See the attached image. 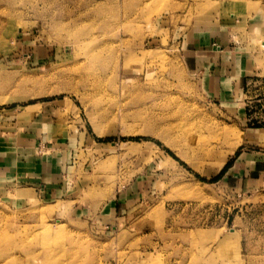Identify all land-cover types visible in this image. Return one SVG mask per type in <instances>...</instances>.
Returning <instances> with one entry per match:
<instances>
[{"label": "rangeland", "instance_id": "374dc122", "mask_svg": "<svg viewBox=\"0 0 264 264\" xmlns=\"http://www.w3.org/2000/svg\"><path fill=\"white\" fill-rule=\"evenodd\" d=\"M213 32L252 68L230 104ZM7 131L65 167L0 176V264H264V0H0Z\"/></svg>", "mask_w": 264, "mask_h": 264}, {"label": "crops", "instance_id": "0c3cea01", "mask_svg": "<svg viewBox=\"0 0 264 264\" xmlns=\"http://www.w3.org/2000/svg\"><path fill=\"white\" fill-rule=\"evenodd\" d=\"M192 51L194 71L204 76L206 89L211 96H216L228 104L243 96L245 84L251 81L249 77L252 74L249 72L252 68L243 56L237 55L228 47L222 35L213 32L203 40V44ZM34 54L35 52L24 54L23 57L31 59ZM33 137L32 134L26 135L18 131L0 134V176L16 173L25 180L33 177L30 180L39 182L38 179L42 176L47 179L55 175V169L59 165L65 167V154L59 157L52 155L47 159L38 156L34 151L36 140ZM42 187L45 188L44 185ZM114 205L115 201L112 206H106L104 212L112 214Z\"/></svg>", "mask_w": 264, "mask_h": 264}, {"label": "bare ground", "instance_id": "6f19581e", "mask_svg": "<svg viewBox=\"0 0 264 264\" xmlns=\"http://www.w3.org/2000/svg\"><path fill=\"white\" fill-rule=\"evenodd\" d=\"M221 161H222L221 163H223L224 162V159L222 158Z\"/></svg>", "mask_w": 264, "mask_h": 264}]
</instances>
